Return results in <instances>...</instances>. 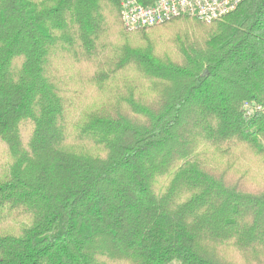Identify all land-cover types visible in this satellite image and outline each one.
Returning <instances> with one entry per match:
<instances>
[{
	"label": "trees",
	"instance_id": "1",
	"mask_svg": "<svg viewBox=\"0 0 264 264\" xmlns=\"http://www.w3.org/2000/svg\"><path fill=\"white\" fill-rule=\"evenodd\" d=\"M121 12L0 0V264L264 260V184L224 177L264 170V0L133 30Z\"/></svg>",
	"mask_w": 264,
	"mask_h": 264
},
{
	"label": "built area",
	"instance_id": "2",
	"mask_svg": "<svg viewBox=\"0 0 264 264\" xmlns=\"http://www.w3.org/2000/svg\"><path fill=\"white\" fill-rule=\"evenodd\" d=\"M122 0L124 27L133 30L152 27L180 16H195L213 21L237 10L245 0Z\"/></svg>",
	"mask_w": 264,
	"mask_h": 264
},
{
	"label": "rangeland",
	"instance_id": "3",
	"mask_svg": "<svg viewBox=\"0 0 264 264\" xmlns=\"http://www.w3.org/2000/svg\"><path fill=\"white\" fill-rule=\"evenodd\" d=\"M164 26L157 28V29H148L146 31H141V32H156V38L158 37L157 35L161 32V31H165V27ZM116 28H119V24H117ZM176 32V31H175ZM155 34V33H153ZM208 161L215 165L216 167L222 168L224 166H226L227 161L224 158H218L217 156L214 157H209V155H206ZM198 159V158H197ZM201 164H203L201 162ZM258 169H254L255 171H249L246 170L245 172V176L242 175V173L240 174V181H238V177H233L232 175L228 174L225 175L224 177L226 178V182L227 184H232V183H236V182H240L239 184L242 185V187H245L246 191H250L252 190V188L255 186H260L264 184V170L261 169L260 166H258ZM244 172V171H243ZM238 174V173H237ZM232 183H230V182ZM243 189V188H242ZM218 244V250L215 252V254L213 252H210L213 256H215L216 259L219 258H223L222 262L224 264H264V260L261 259H253V260H247L245 258H242L240 256H238L236 254L237 250L235 248V246L232 244L230 245L231 249H228V244H226V242H217ZM233 245V246H232ZM209 247V246H208ZM209 249L213 250L211 247H209ZM116 262L114 264H130L129 261L125 260V259H115ZM170 264H178L177 262H172Z\"/></svg>",
	"mask_w": 264,
	"mask_h": 264
}]
</instances>
